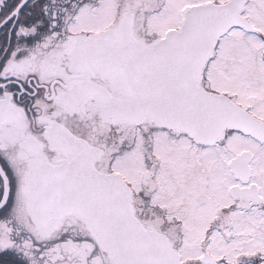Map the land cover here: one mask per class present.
Masks as SVG:
<instances>
[{
	"label": "snow or ice",
	"instance_id": "obj_1",
	"mask_svg": "<svg viewBox=\"0 0 264 264\" xmlns=\"http://www.w3.org/2000/svg\"><path fill=\"white\" fill-rule=\"evenodd\" d=\"M0 264H264V0H0Z\"/></svg>",
	"mask_w": 264,
	"mask_h": 264
}]
</instances>
